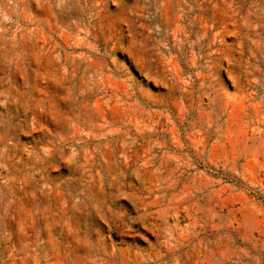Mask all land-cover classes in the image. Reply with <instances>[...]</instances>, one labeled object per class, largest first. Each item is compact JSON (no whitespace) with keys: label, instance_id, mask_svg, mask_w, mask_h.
Here are the masks:
<instances>
[{"label":"rangeland","instance_id":"rangeland-1","mask_svg":"<svg viewBox=\"0 0 264 264\" xmlns=\"http://www.w3.org/2000/svg\"><path fill=\"white\" fill-rule=\"evenodd\" d=\"M0 264H264V0H0Z\"/></svg>","mask_w":264,"mask_h":264}]
</instances>
